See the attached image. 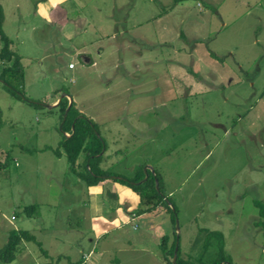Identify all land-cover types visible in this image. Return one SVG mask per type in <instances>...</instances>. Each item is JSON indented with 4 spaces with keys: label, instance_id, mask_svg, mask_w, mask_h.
I'll list each match as a JSON object with an SVG mask.
<instances>
[{
    "label": "rangeland",
    "instance_id": "1",
    "mask_svg": "<svg viewBox=\"0 0 264 264\" xmlns=\"http://www.w3.org/2000/svg\"><path fill=\"white\" fill-rule=\"evenodd\" d=\"M243 1L250 6L241 0H0L2 30L21 56L23 93L11 94L0 81V246L13 227L35 237L19 244L6 264H40L42 248L62 249V239L80 230L75 224H88L89 206L79 201L82 180L53 152L65 132L63 113L58 105L27 101L64 92L104 138L102 168L131 177L142 164L156 173L161 194L176 208L183 261L213 257L216 240L205 249L203 242L215 230L233 262L264 264V229L255 223L254 204L264 199V0ZM68 60L75 65L71 77ZM29 203L37 215L23 213ZM150 211L131 224L160 222L163 211ZM131 252L130 264H159L145 251Z\"/></svg>",
    "mask_w": 264,
    "mask_h": 264
},
{
    "label": "trees",
    "instance_id": "2",
    "mask_svg": "<svg viewBox=\"0 0 264 264\" xmlns=\"http://www.w3.org/2000/svg\"><path fill=\"white\" fill-rule=\"evenodd\" d=\"M2 21L3 11L0 5V81L11 94L20 98V95H23L17 86L22 80L21 64L19 61L20 55L10 48L12 40L3 32ZM66 103L67 99L64 95L56 102V105H58L61 110V114L63 113ZM60 128L61 131H65L67 134L62 132L61 138L58 140L53 152L56 156L63 155L66 158L69 164V170L79 177L85 185H93L105 177H112L114 180L124 183L134 190L139 195V202L148 205L146 208H152L157 204H161L168 211L173 226L172 239L168 246L160 245L159 253L160 257L166 264H172L170 261L172 250L175 239H178V235L176 237L174 231L176 208L168 196H165L163 193L161 194V188L158 181L157 190L155 189L154 178H157L156 173L150 172L146 169L147 176L143 181L139 183L131 182L136 181L143 176L141 169L142 164H139L131 177L110 176L115 173L108 170V168H102L99 165V161L102 159V155L106 149L105 140L99 134L96 123L93 122L90 117L76 109L73 106L72 100L70 101L68 109L64 113ZM101 148L102 151L99 152ZM163 197H165V199ZM254 204L258 209V216L255 223L264 229V199H257L254 201ZM36 208L37 206L34 203L23 204L22 211L27 216H33L37 215ZM137 210H139V208ZM210 238L216 240V253L213 257L206 261L202 259V256H199L194 261H183L179 256L177 242L176 264H237L224 252L222 236L218 231L210 230L206 232L203 242L204 249L207 247ZM162 239L164 240L165 236H163ZM23 240L34 241L35 237L31 232L24 228L13 227L8 230L5 241L0 246V264H6L13 259L15 251Z\"/></svg>",
    "mask_w": 264,
    "mask_h": 264
},
{
    "label": "crops",
    "instance_id": "3",
    "mask_svg": "<svg viewBox=\"0 0 264 264\" xmlns=\"http://www.w3.org/2000/svg\"><path fill=\"white\" fill-rule=\"evenodd\" d=\"M241 1L245 7L250 6V3ZM261 17V15H258L257 19ZM122 20L127 22L128 12L124 13ZM221 20L223 19L221 18ZM114 21L116 22V19ZM80 28L83 30V26ZM82 46L83 43H80V47ZM79 52H81L79 48L73 50V54H79ZM80 57L83 63L90 60V57L85 53H81ZM74 66L73 63V66L69 68L66 63L68 69L67 75L69 77L73 75L71 70L74 69ZM44 100L43 102L56 105L58 98L55 96L47 99L49 101ZM78 110L82 112L81 109ZM4 158L6 157L4 156ZM14 164H16V160H14ZM1 170L3 172L4 169ZM74 176L77 178L76 175ZM82 183V189L80 190L85 192L84 198L82 196V198H75L74 200L79 199L83 205V200H85V205L89 206L88 213L86 214L88 224H75V230L78 231L79 229L77 228L81 227L80 230L72 237L62 239L64 241L61 246L62 249L46 251V249L41 247V250L45 254V260L43 262L40 261V264H58L57 262L61 258H63V261L59 264H122V262L123 264H130V261H127L128 253H132L131 251L138 249L149 254V258L154 262L166 264L160 257L159 247L160 245H169L172 239L173 226L169 213L164 207L157 204L152 208H146L148 205L139 202V195L134 190L114 180L112 177H105L93 185H85L83 181ZM138 208L139 210H137ZM148 209L151 210V213L154 210V212L163 211L160 222L141 224L140 227L137 223L131 224L132 220H135L134 218L145 214ZM83 227L84 230L82 229ZM69 228L73 227H65V229ZM51 236L56 238V233H51ZM163 236H165L164 240L162 239ZM118 240H123V242H119ZM24 241L26 240L20 243L22 246L25 244ZM137 242L144 243V245L138 247L136 245ZM152 243L158 246V249L150 247L149 244ZM71 248L78 255H71L73 254L70 251ZM35 263L37 264L38 262Z\"/></svg>",
    "mask_w": 264,
    "mask_h": 264
},
{
    "label": "water",
    "instance_id": "4",
    "mask_svg": "<svg viewBox=\"0 0 264 264\" xmlns=\"http://www.w3.org/2000/svg\"><path fill=\"white\" fill-rule=\"evenodd\" d=\"M63 94L66 95L65 92ZM27 101L36 102V103H39V104L44 105L46 107L53 106V104H49V103H45V102H37V101L29 100V99H27ZM70 101H71V99H69V102L67 103V105H66V107H65V109L63 111V116H64L65 111L68 109V107L70 105ZM71 126H72V124H71ZM101 151H102V148H101ZM101 151H99V152H101ZM147 167H149V166L148 165H144L143 166V168H142L143 176L140 179H138L136 181H131V182H133V183H139V182L143 181L146 178V176H147V170H146ZM110 176H115V175H110ZM116 177H118V176H116ZM154 185H155L154 186L155 189L157 190V180H156V178H154ZM177 227H178L177 219H176V217H174V229H175V236L176 237H177ZM176 248H177V239H175L174 246H173V250H172V255H171V259H170V261H171L172 264H176V262H175V258H176Z\"/></svg>",
    "mask_w": 264,
    "mask_h": 264
},
{
    "label": "built area",
    "instance_id": "5",
    "mask_svg": "<svg viewBox=\"0 0 264 264\" xmlns=\"http://www.w3.org/2000/svg\"><path fill=\"white\" fill-rule=\"evenodd\" d=\"M73 66V63L71 61L67 62V67H72Z\"/></svg>",
    "mask_w": 264,
    "mask_h": 264
}]
</instances>
